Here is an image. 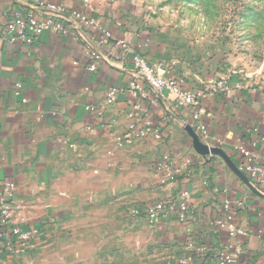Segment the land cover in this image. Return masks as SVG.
Here are the masks:
<instances>
[{
  "label": "crops",
  "instance_id": "crops-1",
  "mask_svg": "<svg viewBox=\"0 0 264 264\" xmlns=\"http://www.w3.org/2000/svg\"><path fill=\"white\" fill-rule=\"evenodd\" d=\"M48 1L82 7L81 0ZM28 9L25 0H0V27ZM84 10L112 39L94 46L91 33L68 18V34L50 30L31 46L0 43V183L15 185L12 220L39 232L15 252L1 251L0 264H215L217 251L230 244L244 263L264 264V187L239 169L237 149L264 148V87L236 88L232 78L230 90L202 99L203 141L186 108L160 101L147 86L144 95H133L131 55L163 61L170 77L195 91L223 76L211 61L169 31L139 27L112 2L89 0ZM118 39L127 46L115 45ZM90 45L98 54L94 71L88 69ZM143 119L162 138L146 133L117 146L114 136L126 134L131 122L143 127ZM186 126L228 160L198 153ZM166 153L179 171L161 186L155 165ZM183 191L189 209L182 216ZM157 200L172 207L150 221L143 210ZM225 201L243 229L236 238L216 224Z\"/></svg>",
  "mask_w": 264,
  "mask_h": 264
},
{
  "label": "built area",
  "instance_id": "built-area-1",
  "mask_svg": "<svg viewBox=\"0 0 264 264\" xmlns=\"http://www.w3.org/2000/svg\"><path fill=\"white\" fill-rule=\"evenodd\" d=\"M25 1L29 3V9L24 13L15 11L10 19L0 27V43L31 46L44 32L50 30L68 34L70 31L64 25L65 20L68 18L75 20L85 31L91 33L94 46L103 44L107 39H112L110 31L84 10L88 6L89 0H81V8H66L63 3L57 4L48 0ZM114 42L115 45L120 47L127 46V43L121 39L114 40ZM88 55L90 58L88 69L94 71L97 66L98 54L92 45L89 46ZM131 64L133 72L129 87L133 95H144V86H147L160 101L172 99L176 107H184L190 112L191 125L197 126L200 138L206 141L205 124L200 119V101L209 93L230 90L233 86L230 81L219 79L214 81L211 87L195 91L186 87L181 79L170 77V67L163 61H152L141 53L132 52ZM239 86L238 83H235L233 87L238 88ZM114 93L115 90L110 89L108 96L111 97ZM138 107L139 105H134L135 109H138ZM86 109L91 110V107H86ZM142 122L143 127L131 122L128 125L126 134L115 135L116 145L119 147L131 145L134 139L143 138L146 133H151L157 140L162 138V131L159 128H152V124L148 119H143ZM251 146L255 148L257 146L256 141H252ZM237 149L242 158L239 169L247 174L257 187H264V148L260 152H255L246 149L243 145H238ZM190 163V159L187 158L184 165L189 166ZM155 169L161 186H165L168 180L179 171L177 167L172 165V156L167 153L161 156L159 162L155 165ZM14 189L15 185L12 182L4 181L0 183V252L6 250L13 253L18 245H27L39 234L36 229H23L12 220L13 213L16 210L12 198ZM187 196V191L180 194L182 202L179 205L182 216L189 209L184 202ZM172 203V201L166 202L164 200L150 202L145 205L143 214L150 221H153L167 207H172ZM235 204L237 207H242L241 201H236ZM230 207L231 202L225 201V214L223 218L216 221V224L219 229H225L230 238H236L243 232V229L233 222L234 214L229 212ZM132 213L139 215L140 211L134 209ZM238 255L239 251L230 244L224 250L217 251L215 264H246L244 262L233 263ZM179 264H185V260H181Z\"/></svg>",
  "mask_w": 264,
  "mask_h": 264
},
{
  "label": "rangeland",
  "instance_id": "rangeland-1",
  "mask_svg": "<svg viewBox=\"0 0 264 264\" xmlns=\"http://www.w3.org/2000/svg\"><path fill=\"white\" fill-rule=\"evenodd\" d=\"M103 1L139 27L169 31L182 47L195 49L223 75L217 80L264 87V0Z\"/></svg>",
  "mask_w": 264,
  "mask_h": 264
},
{
  "label": "water",
  "instance_id": "water-1",
  "mask_svg": "<svg viewBox=\"0 0 264 264\" xmlns=\"http://www.w3.org/2000/svg\"><path fill=\"white\" fill-rule=\"evenodd\" d=\"M187 131L190 133L192 139H193V147L194 149L200 153V154H220L222 155L225 159L227 157L223 154L222 150L217 147H210L207 144H204L200 142L198 136L196 133L193 131V129L190 126H186ZM228 160V159H227ZM234 171L243 179H246L245 175L236 167H234Z\"/></svg>",
  "mask_w": 264,
  "mask_h": 264
},
{
  "label": "trees",
  "instance_id": "trees-1",
  "mask_svg": "<svg viewBox=\"0 0 264 264\" xmlns=\"http://www.w3.org/2000/svg\"><path fill=\"white\" fill-rule=\"evenodd\" d=\"M237 262H243L241 259H240V255L236 256V258L234 259L233 263H237Z\"/></svg>",
  "mask_w": 264,
  "mask_h": 264
}]
</instances>
